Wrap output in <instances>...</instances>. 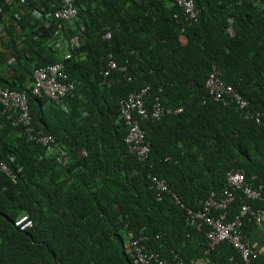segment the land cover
Segmentation results:
<instances>
[{
  "label": "trees",
  "instance_id": "obj_1",
  "mask_svg": "<svg viewBox=\"0 0 264 264\" xmlns=\"http://www.w3.org/2000/svg\"><path fill=\"white\" fill-rule=\"evenodd\" d=\"M193 1L200 14L190 26L169 0L79 1L83 25L73 30L79 48L64 62L75 95L64 99L65 110L31 91L34 70L57 61L44 45L56 28L27 17L14 29L11 13L18 8L0 0V23H9L10 31L7 52L0 53V85L27 89L34 125L55 136L65 151L61 158L46 155L0 114V158L15 175L12 182L0 174V264H133L130 232L143 235L142 244L162 259H171L172 252L185 261L204 257V230L186 226L185 210L168 195L158 199L148 175L165 180L193 210L223 190L228 170H243L248 179L257 175L255 182L264 185V115L260 124L243 120L242 110L213 101L205 90L216 65L247 109L264 114V0ZM106 32L110 40L102 38ZM109 53L117 68L103 77ZM146 86L148 109L157 96L164 97V106L183 111L140 120L150 149L141 163L124 142L128 128L119 108L128 94ZM47 112L58 113L57 121ZM245 200L237 192L227 221ZM245 202L253 209L263 205ZM22 216L32 222L24 231L14 225ZM252 220L244 219L242 227L249 238L256 227ZM232 254L220 244L208 256L212 264H226Z\"/></svg>",
  "mask_w": 264,
  "mask_h": 264
},
{
  "label": "built area",
  "instance_id": "obj_2",
  "mask_svg": "<svg viewBox=\"0 0 264 264\" xmlns=\"http://www.w3.org/2000/svg\"><path fill=\"white\" fill-rule=\"evenodd\" d=\"M64 2L63 10L56 14V17L72 22L76 15L75 0H62ZM177 6L183 10L188 20L195 17L198 10L192 0H175ZM264 12V9H263ZM57 34V47L61 46L63 36L61 30ZM110 35H105L109 38ZM78 38H71L70 47L77 46ZM69 58V55L66 56ZM107 70L104 75L117 68L114 60L110 59L107 63ZM61 64L42 67L34 71V84L32 92L39 97H47L63 104L67 96H73L74 86L63 72ZM205 87L209 97L223 105L234 104L239 111L242 110L240 118L243 120L255 119L260 122L262 114L251 112L247 109L248 102L244 100L231 86L225 85L219 78V72L212 70L209 74ZM149 88H144L138 93H132L128 98L122 101L120 106V119L127 126L128 130L124 142L130 154H133L138 161H146L149 158V145L145 142V133L140 126V120L151 118L158 121L163 117L172 114H178L182 108H170L162 105L161 98L155 97V102L150 109L146 107L145 95ZM0 105L5 111H15L19 113V122L25 127V131L30 141L43 145L46 150H50L55 145L56 138L47 134L44 130H35L31 126V116L29 114L28 104L24 94L8 89L0 90ZM0 172L14 180L8 165L0 160ZM264 175V170H263ZM257 175H251L248 179L243 170L231 169L226 172V183L223 190L219 193H211L203 202L201 210H186V225L196 230H205V236L208 242V249L204 257L191 258L185 261L172 252L171 259H162L160 255L142 245L145 240L143 235L135 237L132 232L128 233L127 251L133 261V264H212L208 253L214 250L220 244H227L232 248L233 254L228 258L226 264H255L259 258V252L253 247L251 239L242 232L244 219L251 217L252 221L259 226L264 220V185L257 184ZM154 189L159 196L163 192H169L164 180L154 178ZM237 192H241L245 201H257L263 205L253 209L250 203L243 201L238 214L227 221V209L235 200ZM215 213V214H214ZM15 226L24 231L31 226V221L27 216H22L15 221Z\"/></svg>",
  "mask_w": 264,
  "mask_h": 264
},
{
  "label": "clouds",
  "instance_id": "obj_3",
  "mask_svg": "<svg viewBox=\"0 0 264 264\" xmlns=\"http://www.w3.org/2000/svg\"><path fill=\"white\" fill-rule=\"evenodd\" d=\"M79 1L81 0H75L74 2V5L76 7V15L75 17L72 19V22L69 23L68 19L67 20H64V18H60V17H56V14L60 13L62 10H63V7H64V2L62 0H4V5L5 6H11L12 4H15L18 8V10L16 11H12L11 13V16L13 18V25H14V29H17L19 30L20 29V25L23 24L24 22H26V18L27 17H30V19L32 20V22H39V23H42V25L44 27H47L50 26V25H53L56 30L55 32L53 33L52 37H50V39H45L44 40V45L49 47V48H52L54 51H55V54H56V58H57V61L55 62H52V63H48L44 66H41V67H38L36 69H39V68H42V67H46V66H51V65H55L57 63L61 64L62 67H63V72L68 76V79L69 81L71 82V84L74 86L73 88V93L75 95V84H74V81H72L69 77V75L65 72V68H64V62L66 61H69L72 59V56H73V53L79 48V36L77 34L74 33L73 30H75V27L76 25H83V24H79V17H78V12H79V5H82V3H78ZM170 1V4L172 6H175L177 7L178 11L180 12L181 14V22H183L184 24L190 26L192 24H195L197 23L198 21V17H199V14H200V10L196 7L194 1V5H195V8L197 11L196 15L194 18H192L191 20H188L185 13L183 12V10L181 8H179L175 2V0H169ZM263 11V9H262ZM2 13V7H0V14ZM174 20L176 21V23H179L180 22V17L179 15H174ZM230 23V21H229ZM58 30H61V34L63 36V41L61 46L57 47V42H58V39H60V36L57 34ZM83 30V29H82ZM133 30V28L131 27V31ZM22 31V29H21ZM110 35L109 38H105V35ZM78 38V44L77 46H74L73 49H71L70 47V40L71 38ZM180 40L182 42V45L184 46L186 43H187V40L186 38L184 37V35H180ZM104 40H110L111 39V34L110 32H106L103 37H102ZM10 39V31H9V23H6V22H3V23H0V53H4V52H7L6 51V48H4V46L8 43ZM164 41V40H163ZM6 63L7 65H12L13 61H14V58L13 56L10 54V53H6ZM69 55V58H67L66 56ZM108 62L110 59L113 60L112 56H111V53L108 54ZM107 62V63H108ZM107 66L104 68V70L101 72V76L103 77H107L104 75V72L107 70ZM35 69V70H36ZM217 70L219 72V78H220V71L219 69L217 68L216 65H212L211 68H210V71H209V74L212 72V70ZM34 70V71H35ZM121 70L124 71V68H121ZM34 74V72H33ZM208 74V76H209ZM110 75V74H109ZM207 76V78H208ZM206 78V80H207ZM205 80V82H206ZM221 80V79H220ZM221 82L223 84H225L222 80ZM226 85V84H225ZM230 86V85H228ZM32 87V86H31ZM144 88H149L150 90V86H146ZM142 88V89H144ZM1 89H8L9 91H15L17 93H20V94H24L25 97H26V102L28 104V108H29V114L31 116V112H30V107H29V103H28V97H27V89L26 90H23V91H16V90H11L7 87H3L2 85H0V90ZM142 89L138 90V91H133L131 92L130 94L132 93H138L140 92ZM148 90V92H149ZM205 90H206V87H205ZM234 90V89H233ZM32 91V89H31ZM147 92V94H148ZM236 92V91H235ZM33 93V92H32ZM206 93L207 90H206ZM128 94V96L130 95ZM146 96V95H145ZM44 97V96H43ZM68 97V96H67ZM46 99H49L47 97H45ZM66 98V97H65ZM128 98V97H127ZM126 98V99H127ZM145 98V97H144ZM162 98V97H160ZM210 98V97H209ZM124 99V100H126ZM211 99V98H210ZM52 101H54L56 104H58L61 108L65 109L66 110V105L64 104H60V103H57V101L53 100V99H50ZM122 100V101H124ZM161 102L164 100V97L162 99H160ZM64 101V100H63ZM122 101L120 102V106H121V103ZM216 102V101H215ZM146 103V102H145ZM205 103V101H204ZM222 104V103H221ZM163 105V103H162ZM223 105V104H222ZM164 106V105H163ZM223 106H227V105H223ZM166 107V106H165ZM181 108V107H180ZM119 111H120V108H119ZM182 112V111H181ZM180 112V113H181ZM260 113V112H258ZM0 114L1 116H3L7 121H10L13 125L15 126H20L22 128V130L24 131V133L26 134L27 136V133L25 131V127L19 122V113L18 112H15V111H5L4 108L0 105ZM262 114V113H260ZM264 114H262L263 116ZM257 122V121H256ZM258 124L261 123L260 122H257ZM31 126L35 129V130H44L43 127H36L33 123V119H32V116H31ZM51 135V134H49ZM53 136V135H52ZM55 137V136H54ZM56 138V137H55ZM57 141V140H56ZM55 141V145H53V147L50 149V150H46V148L41 145V144H38L40 145L43 150H44V153L46 155H51V156H56V155H59V157L61 155H65V151L62 150V148L60 147L59 144H57V142ZM34 142V141H33ZM83 151H80V154H82ZM44 156V154L42 155ZM61 158V157H60ZM137 159V158H136ZM0 160H2L0 158ZM59 160V159H58ZM61 160V159H60ZM138 160V159H137ZM4 161V160H2ZM147 161V160H146ZM146 161H143V162H146ZM5 162V161H4ZM141 162V161H139ZM141 162V163H143ZM6 163V162H5ZM7 164V163H6ZM8 165V164H7ZM0 174H4V173H1ZM5 175V174H4ZM14 175V174H13ZM15 176V175H14ZM8 177V176H7ZM154 178L155 179H158V180H163V179H159L157 176L155 175H152V174H149L148 175V180L150 182V188L152 190H154V193L156 195V192H155V189H154ZM11 179V178H10ZM225 179H226V175H225ZM12 182H15V178L14 180L11 179ZM165 181V180H164ZM166 183V181H165ZM167 185V183H166ZM168 187V185H167ZM169 189V192H163L161 193L159 196L156 195V197L158 199L161 198L162 194H166L168 195L172 201L176 204V205H179L181 208H183L185 210V220H186V210L187 209H190V208H187L185 207L181 202L180 200L174 195V193L171 191V189L168 187ZM193 210V209H192ZM18 220V219H17ZM264 221V220H263ZM32 223V222H31ZM186 223V222H185ZM15 225V224H14ZM32 226V224H31ZM30 226V227H31ZM187 226V225H186ZM16 227V226H15ZM28 227V228H30ZM18 228V227H17ZM21 231V230H20ZM200 231V230H199ZM204 233H205V230H204ZM127 244H128V237H127ZM143 245V244H142Z\"/></svg>",
  "mask_w": 264,
  "mask_h": 264
},
{
  "label": "crops",
  "instance_id": "obj_4",
  "mask_svg": "<svg viewBox=\"0 0 264 264\" xmlns=\"http://www.w3.org/2000/svg\"><path fill=\"white\" fill-rule=\"evenodd\" d=\"M250 239L253 247L259 252V264H264V221L254 228Z\"/></svg>",
  "mask_w": 264,
  "mask_h": 264
},
{
  "label": "rangeland",
  "instance_id": "obj_5",
  "mask_svg": "<svg viewBox=\"0 0 264 264\" xmlns=\"http://www.w3.org/2000/svg\"><path fill=\"white\" fill-rule=\"evenodd\" d=\"M47 117H55L56 121H57V116H58V113H55V112H47L46 113Z\"/></svg>",
  "mask_w": 264,
  "mask_h": 264
}]
</instances>
